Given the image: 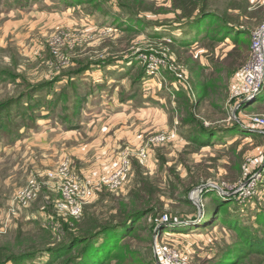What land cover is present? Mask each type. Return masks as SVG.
<instances>
[{
	"label": "rangeland",
	"instance_id": "rangeland-1",
	"mask_svg": "<svg viewBox=\"0 0 264 264\" xmlns=\"http://www.w3.org/2000/svg\"><path fill=\"white\" fill-rule=\"evenodd\" d=\"M201 4L188 13L216 14L230 27L224 40L213 30L191 44L175 40L173 0H0V104L14 100L0 114V264H45L76 224L116 222L119 201L147 187L157 188L160 216L148 213L125 243L152 251L153 264H219L235 246L230 230L207 226L222 202L245 222L264 206V124L248 119L264 117V88L253 102L232 97L264 0ZM37 103L41 116L25 122L24 108ZM125 157L131 166L112 188L106 180ZM65 161L92 191L77 217L60 207L49 176Z\"/></svg>",
	"mask_w": 264,
	"mask_h": 264
},
{
	"label": "trees",
	"instance_id": "trees-1",
	"mask_svg": "<svg viewBox=\"0 0 264 264\" xmlns=\"http://www.w3.org/2000/svg\"><path fill=\"white\" fill-rule=\"evenodd\" d=\"M204 2H200L199 0H173L176 13L180 11L179 14H176V22H179L182 26L180 36H176L175 40L184 44H191L199 40L203 32L204 37L205 35L208 36L211 30L215 33L211 36L216 39L224 40V38L228 37L230 27L228 24H222L221 19L218 16L215 17L216 14L202 12L204 14V16L202 15L203 17L194 18L191 15L192 12L188 13V7L194 8L199 6L202 9L203 4L201 3ZM101 5L94 7L99 11ZM217 21L220 23L218 27L224 33L222 36L217 34L218 29L215 28L218 23H216V26L212 25ZM237 37L236 42L238 44L246 43L244 36L237 35ZM2 78H4V73L0 75V79ZM13 102L14 100L1 103L0 114ZM59 103L58 99L54 100L53 98L52 102L50 101L49 105H47L49 112L51 113L52 110L58 107ZM36 107H39V103L29 104L28 107L24 108L22 115L25 122L31 120L36 115L38 117L41 116L40 113L37 114L38 110ZM4 127V124H0V131ZM12 133L13 129H10L9 134ZM192 137H195L193 140L202 145L199 148L204 147L205 142L203 140L198 139V136L193 135ZM156 192L157 188L147 187L144 189L145 194L142 198H140V195L134 196L136 194L134 192L129 200H120L117 214L118 220L116 222L113 220L104 224H98L97 218L91 219L92 216H88L91 224H76V230L70 229L67 242L47 251L50 257L45 264H112L114 260L118 264H153L155 261L152 251L137 246L132 248V245L128 244L129 246H127L125 241L128 236L131 237L136 234L141 227V221L148 213H154L156 216L157 214L159 215L158 207L155 206L159 201H154ZM133 196L134 199L132 200ZM187 201L193 206L191 201ZM137 203L140 205H137ZM212 209H217V211L213 214V222L207 227H212L215 224L220 225L231 231L232 239L235 241V246L225 248V253L219 264H264V206L259 207L254 212L255 218L252 219V215H249V222H245L237 210L234 211L226 202H222ZM220 213L222 214L220 215ZM173 220L172 218L171 222ZM173 223L175 224V222ZM67 229H69V226H67ZM144 254H146L150 261L145 258Z\"/></svg>",
	"mask_w": 264,
	"mask_h": 264
},
{
	"label": "built area",
	"instance_id": "built-area-1",
	"mask_svg": "<svg viewBox=\"0 0 264 264\" xmlns=\"http://www.w3.org/2000/svg\"><path fill=\"white\" fill-rule=\"evenodd\" d=\"M264 88V22L252 33V41L250 47V55L247 63L241 70V79L234 86L232 93L233 98H242L241 102L253 100L256 95ZM250 123L264 124V117L256 114L248 116ZM255 160L249 158L245 163L248 166L247 172H250ZM131 166V160L124 158V163L117 169L114 174L106 180L110 187L120 188L126 172ZM51 178H57L59 188L62 194V202L60 207L69 214L77 217L81 215L83 206L87 203L92 195V191L81 184L79 176L73 174L69 170L68 162H63L55 172L49 173ZM245 185V184H244ZM255 186V184H254ZM37 183L31 181L25 190L26 196L34 195L37 189ZM243 187V186H242ZM156 253L159 258H165L171 261V249L167 245L157 244Z\"/></svg>",
	"mask_w": 264,
	"mask_h": 264
},
{
	"label": "water",
	"instance_id": "water-1",
	"mask_svg": "<svg viewBox=\"0 0 264 264\" xmlns=\"http://www.w3.org/2000/svg\"><path fill=\"white\" fill-rule=\"evenodd\" d=\"M215 187L214 188H219L217 185H214ZM203 189V188H202ZM220 189V188H219ZM190 199H192L191 197H190ZM160 224V223H159ZM162 224H160L159 226H161Z\"/></svg>",
	"mask_w": 264,
	"mask_h": 264
},
{
	"label": "crops",
	"instance_id": "crops-1",
	"mask_svg": "<svg viewBox=\"0 0 264 264\" xmlns=\"http://www.w3.org/2000/svg\"><path fill=\"white\" fill-rule=\"evenodd\" d=\"M89 169V168H88ZM92 172H93V175H95V170H92Z\"/></svg>",
	"mask_w": 264,
	"mask_h": 264
},
{
	"label": "bare ground",
	"instance_id": "bare-ground-1",
	"mask_svg": "<svg viewBox=\"0 0 264 264\" xmlns=\"http://www.w3.org/2000/svg\"><path fill=\"white\" fill-rule=\"evenodd\" d=\"M262 92H263V91H262ZM262 92H261V93H262ZM258 94H259V93H258Z\"/></svg>",
	"mask_w": 264,
	"mask_h": 264
}]
</instances>
